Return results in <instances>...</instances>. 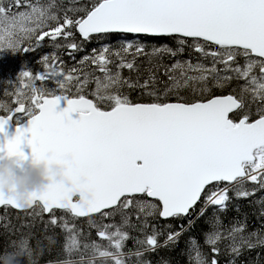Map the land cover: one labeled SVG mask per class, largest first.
Wrapping results in <instances>:
<instances>
[{
	"label": "snow or ice",
	"instance_id": "snow-or-ice-1",
	"mask_svg": "<svg viewBox=\"0 0 264 264\" xmlns=\"http://www.w3.org/2000/svg\"><path fill=\"white\" fill-rule=\"evenodd\" d=\"M54 6V0L47 5L40 0H0V53L28 52V47H22L26 40L40 42L46 37L53 41L63 38L64 46L78 51L80 45L70 39L74 31L85 41L109 33L176 36L181 45L191 38L195 52L212 58V67L177 62L165 68L171 84L164 89V96L178 95L179 89L190 85L207 91L210 77L217 87L235 78L246 81L243 92H250L252 101H259L261 107L258 118L250 122L243 94L191 102L180 98L171 103L162 101L153 90L148 92L155 97L152 102L133 103L127 96L107 90L122 84L147 88L156 76H150L142 85L123 81L119 71L109 70L112 61L105 47L91 58L104 73L103 81L97 77L94 93L99 100L109 102L110 110H102L83 95L72 98L63 94L74 80L79 81V75H73L77 70L73 68L66 74L57 65L47 64L49 57L45 56V67L50 71L38 75L22 71L18 77L22 87L15 93L17 106L0 104V109L8 113L0 115V134L7 137V128L18 113L28 121L27 127H17L14 138L0 142V160L13 156L28 160L25 143L31 148L33 162L46 160L49 155H69L71 186L53 184L24 204L0 191V206L50 214L48 223H59L69 234V252L80 247L78 233L67 219L57 217L55 210H63L73 218L87 217L107 247L95 242L83 247L91 250L93 258L125 264L122 249L129 239L125 228L131 212L142 213L144 218L137 215V220L147 228L148 216L158 215L165 220L188 216L202 196L206 205L223 210L230 188L243 198L254 194L243 187L246 181L264 188V0H98L91 9L69 10L82 11L79 18L67 12L60 17L52 11ZM132 47L129 43L125 51ZM136 51L143 53V48L137 46ZM238 55L246 58L243 67L235 63ZM89 59L86 56L81 63ZM217 65L223 66L224 75H220ZM118 67L131 71L136 65L134 60L121 59ZM256 68L259 76L253 74ZM52 78L61 91L36 86V81ZM61 101H67L63 110H59ZM234 112L242 118H230ZM73 114L79 119H73ZM23 120L17 117L15 122L19 125ZM117 214L122 218L120 225L103 223ZM243 231V226H237L228 234L236 254L245 245L255 246L251 238L241 235ZM157 236L153 232L138 243L145 251H154ZM177 236L179 233H170L167 239L174 241ZM221 238L219 231L206 238L215 254L219 253L216 245ZM192 248L195 264H217L215 258L206 259L195 242ZM25 252L31 255L26 240L17 251L5 249L0 253V262L15 264L17 256ZM135 255L142 253L137 251Z\"/></svg>",
	"mask_w": 264,
	"mask_h": 264
},
{
	"label": "trees",
	"instance_id": "trees-1",
	"mask_svg": "<svg viewBox=\"0 0 264 264\" xmlns=\"http://www.w3.org/2000/svg\"><path fill=\"white\" fill-rule=\"evenodd\" d=\"M32 2L35 3L36 0H32ZM52 2L53 0H40L43 5ZM97 2L98 0H54L55 6L52 11L60 17H63L67 12L69 16L79 18L84 14L82 11L72 12L69 10L91 9ZM70 39H74L80 45V50L73 51L64 46L66 42L63 38L53 41L46 37L44 41L40 42L34 38L26 40L22 47H28L30 49L28 52L21 50L16 54L10 53L11 57L6 60L13 63L12 68H15V72L8 77V82L3 85L10 100L15 98L11 92L16 93L22 87L18 79L20 73L24 69H30L34 75L41 72L46 68L43 58L47 56L49 57L47 64L57 65L66 74L75 68L77 71L73 75L80 77L79 81L74 80L68 85L67 89L63 90V94L72 97L83 95L85 98L95 101L102 110H110L108 101H101L94 95L97 89V77L103 81L104 73L100 72L98 66L91 62V58L95 54L101 53L105 47L108 48L107 56L112 61L108 65L109 70L112 73L119 71L123 81L142 85L150 76H156V80L150 83L147 88L128 87L127 84H122L118 88L113 87L107 90L110 93L118 92L127 96L133 103L152 102L155 97L149 96L148 92L153 90L157 92L162 101L167 100L171 103L178 102L180 98L183 102L206 101L210 97L229 94L236 96L243 94L244 99L246 98L243 90L240 89L242 88V81L233 78L223 87H217L211 77L207 82V91H201L199 85H190L187 88L179 89L178 95L164 96V89L171 84L168 76L165 75V68L170 69L177 62L182 65L200 63L206 67H212V58L210 56L204 57L195 52L191 40L181 45L178 38L175 37L153 40L102 35L84 41L76 31H74V37ZM129 43L133 47L125 51ZM137 46L143 48V53H137ZM172 52L176 54L172 55ZM69 53L72 54L69 55ZM116 53L120 55L117 56ZM86 56L90 59L81 63ZM121 59L125 61L134 60L135 69L131 71L127 68L120 69L118 65ZM245 60V57L239 55L236 65L243 66L242 62ZM221 67L222 65H217L218 69ZM0 68L5 72L2 64ZM220 75H224L222 70ZM86 77L88 82L85 84ZM78 82H81L83 87L77 85ZM44 84L47 90L61 91L55 78ZM193 87H195V91ZM78 88H80L79 91H77ZM245 102H247L246 99ZM8 104L11 105L9 101ZM5 111L2 109L0 115H3ZM243 187L254 194L243 198L237 197L232 189L229 190L227 207L223 210H218L217 206L214 205L207 207L203 196L200 203L187 217L164 221L158 215L148 216L146 217L147 228H144L141 221L137 220V215L143 219V214L131 212L129 226L125 228L129 234V239L122 249L125 264H195L193 242L196 243L199 251L206 259L210 261L215 258L217 264H264V243L261 242L264 241V188L251 182L245 183ZM200 211H204V213L196 219ZM37 212L38 209H33L29 213H19L10 208L0 210V253L5 249L8 252H15L20 243L26 240L31 255L29 256L27 252L18 255L15 264H111L110 261L106 262L99 256L93 258L91 250L83 247L84 244L93 242L100 244L103 248L107 247V242L102 241L97 236V230L89 224V219H77L68 213L56 212L57 217L63 216L70 225H74L75 231L78 233L77 239L80 242V247L69 252L66 248L69 234L59 226V223L57 226L50 225L48 223L50 216L47 217L45 213L37 215ZM93 219L100 222L98 217ZM103 223L120 225L122 223L121 215L117 214L114 217L105 218ZM237 226H243L244 231L241 235L251 238L255 245L252 248L246 245L241 247L239 254L232 252V240L228 235L229 231ZM214 231H219L222 234L221 240L216 245L219 248L218 254L213 253L211 251L212 246L206 243L207 236ZM153 232L158 233V247L154 251H145L138 241L144 240L146 235H151ZM170 233H179V236L174 241H168L167 237ZM137 251H140L142 255H135ZM5 264H10V262L5 261Z\"/></svg>",
	"mask_w": 264,
	"mask_h": 264
},
{
	"label": "water",
	"instance_id": "water-1",
	"mask_svg": "<svg viewBox=\"0 0 264 264\" xmlns=\"http://www.w3.org/2000/svg\"><path fill=\"white\" fill-rule=\"evenodd\" d=\"M109 34H112V33H109ZM114 34H129L130 35L131 33H114ZM100 35H102V34H100ZM132 35L149 36V35H143V34H132ZM93 36H95V35H93ZM151 37L159 38V37H171V36H151ZM187 39H191V38H187ZM66 107H67V101H61V105H60L59 110H63ZM20 115H23V114L18 113V114H16V116L13 117V122L10 123V125L7 128V137H5L3 134H0V142H6V140H10V139L14 138V136L16 134V129L18 126L19 127H27L28 126V121L25 122L24 124L18 125V126L14 124L15 118L17 116H20ZM73 119H79V115L73 114ZM23 150L29 156L28 160H21L20 158L15 157V156L6 157L5 159L0 160V170H2L6 164L10 165L14 174H15L16 179L23 181V178L25 177V175L29 173L31 166H42L46 171V177L45 178L50 182L46 189H48L53 184L62 185L65 187L71 186L70 175H69L70 169L72 166L71 156L65 155L63 157L58 158L56 156L49 155L46 160L33 162L31 160V148L29 146H27L26 143L23 147ZM57 169L60 170V176L59 177L55 174V171H54ZM12 190L15 191V188H13ZM0 191H2L4 193V184H3L2 179H0ZM150 199L153 200V198H150ZM4 207L12 208L11 206H0V209H2ZM12 209H14L15 211H18V212H27V211L31 210V209L21 210V209H15V208H12ZM46 214L49 215L48 213H46ZM80 218H87V217H80Z\"/></svg>",
	"mask_w": 264,
	"mask_h": 264
},
{
	"label": "clouds",
	"instance_id": "clouds-1",
	"mask_svg": "<svg viewBox=\"0 0 264 264\" xmlns=\"http://www.w3.org/2000/svg\"><path fill=\"white\" fill-rule=\"evenodd\" d=\"M59 177L60 170H54ZM46 171L42 166H31L28 174L25 175L23 181L17 180L10 165L0 170V179L4 184V195L17 199L18 202L24 204L35 193L44 191L49 181L45 178ZM15 188V191L12 189Z\"/></svg>",
	"mask_w": 264,
	"mask_h": 264
},
{
	"label": "bare ground",
	"instance_id": "bare-ground-1",
	"mask_svg": "<svg viewBox=\"0 0 264 264\" xmlns=\"http://www.w3.org/2000/svg\"><path fill=\"white\" fill-rule=\"evenodd\" d=\"M10 53H13V54H16V52H5V54H10ZM238 57H239V55L236 57V60L238 59ZM3 62H6V64H4V66H6V71H5V75H6V77L8 78L12 73H14L15 72V68L14 69H10L12 66H13V63L11 62V61H9V60H6L5 59V61H3ZM16 62V61H15ZM236 62H238V61H236ZM235 62V63H236ZM223 68V66L220 68V69H222ZM27 70H29V71H31L30 69H27ZM23 71H25V69L23 70ZM48 71H50V69H48V68H44L41 72H38L36 75H38V74H41V73H46V72H48ZM32 72V71H31ZM49 80H51V79H48V80H45V81H43V82H41V81H38V84H37V87H41V85H43L44 87H45V89L47 90V87L45 86V84L44 83H46V82H48ZM37 82V81H36ZM82 83L81 82H78L77 83V85H81ZM65 95H68V94H65ZM70 97H72V96H70ZM72 98H75V97H72ZM148 200H150V201H153L152 199H150V198H147ZM201 201V200H200ZM200 201L195 205V207L193 208V209H191L190 210V213H191V211L192 210H194L195 208H196V206L200 203ZM207 207L208 206H210V205H206ZM189 213V214H190ZM184 217H187V216H184ZM161 219L162 220H164V221H167V220H165V219H163L162 217H161ZM172 219V218H171ZM170 220V219H169ZM103 259V258H102Z\"/></svg>",
	"mask_w": 264,
	"mask_h": 264
},
{
	"label": "flooded vegetation",
	"instance_id": "flooded-vegetation-1",
	"mask_svg": "<svg viewBox=\"0 0 264 264\" xmlns=\"http://www.w3.org/2000/svg\"><path fill=\"white\" fill-rule=\"evenodd\" d=\"M253 74L257 76L260 75L259 71H254ZM241 83H242L241 84L242 88L240 89L243 90L244 86L246 85V81L243 80ZM244 94L246 95V98H245L247 100L246 105L248 106L249 119L251 122L258 118L257 112H258V109L261 107V104L259 101H255V102L252 101V95L250 92H247V93L244 92ZM235 116H236V113H235ZM237 118H242V117H237Z\"/></svg>",
	"mask_w": 264,
	"mask_h": 264
},
{
	"label": "rangeland",
	"instance_id": "rangeland-1",
	"mask_svg": "<svg viewBox=\"0 0 264 264\" xmlns=\"http://www.w3.org/2000/svg\"><path fill=\"white\" fill-rule=\"evenodd\" d=\"M11 57V54H5V52L3 53H0V65L2 64L4 66V64H6V62H3L5 61V59H8ZM5 68V71H6V66H4ZM10 69H14V68H10ZM0 75L2 76V78H0V104H4L5 102L2 101V93H3V85L8 82V78L6 77L5 75V72L1 71L0 70ZM36 83V86L38 84V81L35 82ZM42 88L45 89V87L43 85H41ZM7 96V94L4 95V97ZM6 104V103H5ZM7 105V104H6ZM1 110V109H0ZM65 247V246H64Z\"/></svg>",
	"mask_w": 264,
	"mask_h": 264
}]
</instances>
